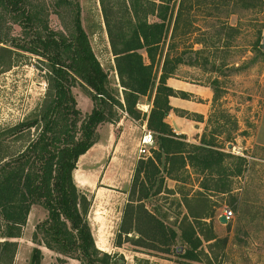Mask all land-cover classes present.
Segmentation results:
<instances>
[{"label": "rangeland", "instance_id": "obj_1", "mask_svg": "<svg viewBox=\"0 0 264 264\" xmlns=\"http://www.w3.org/2000/svg\"><path fill=\"white\" fill-rule=\"evenodd\" d=\"M77 2L81 7L83 28L108 75L109 90L124 104L123 88L99 0H28L26 8L35 15L34 24L38 32H43L47 27L68 37L73 30ZM182 2L184 14L180 29L174 36L172 24L165 53L173 44L177 50L172 56L183 59L184 63L167 85L175 86V91L189 95L188 101L197 104L208 103V100L204 101L208 98L210 110L203 116L174 107L166 123L174 130L172 125L178 116L183 117L185 126L204 118L203 124L192 123L195 129L191 128L189 135L185 136L187 142L198 145L204 135L210 141L215 133L212 140L231 156L218 170L221 174L217 178L220 193L215 192L216 187L210 193L213 219L207 221L208 224L212 223L216 237L226 242L210 250L209 245L214 242L203 241L197 261L185 260L180 256L183 249H188L178 230V223L188 214L181 200L184 196L197 198L199 192H204L201 189L204 177L189 169L190 174H182L180 182H166L170 190L181 194H163L146 202L150 211H154L166 226L178 232V254H158L131 243L116 247L135 170L143 159L138 154V147L143 136L151 132L148 118L155 90L150 98H140L136 108L141 113L139 120L133 119L125 108L112 109L114 121L98 127L97 143L77 164L81 173L97 178L96 184L90 189H78L91 201L88 219L100 249L97 248L115 256L113 264H156L158 259L167 264H264V0H173L172 8L174 6L176 15ZM3 16L0 17V34L6 40V45L1 46L12 51L3 53L12 66L3 73L0 70V156L14 157L21 154L41 133L45 126L43 116L53 93L48 83L47 61L12 48V44H21L27 36L10 16ZM150 21L159 20L153 17ZM230 28L237 31L233 32ZM158 81L159 78L156 83ZM216 94L219 100L214 102ZM73 95L77 102L76 109L83 120L94 108L92 92L79 82L73 89ZM31 124L33 128L28 127ZM151 134L156 142V150L157 136L153 132ZM100 193L105 199L102 204L97 203ZM193 207L196 209L195 203ZM226 211L234 214L225 225L220 223V218ZM99 222L104 224L101 230ZM26 226L20 239L26 233ZM36 226L31 237L33 250L42 248L50 251L33 240ZM130 237L138 238L137 235ZM20 239L1 238L3 242L0 248L6 241L16 243L19 248ZM38 239H41L40 236ZM102 243L104 245L101 247ZM45 253L47 256L43 255L41 264H81L54 252ZM59 258L64 263L59 262ZM30 259L31 256L27 259L23 254L19 264H29Z\"/></svg>", "mask_w": 264, "mask_h": 264}, {"label": "trees", "instance_id": "obj_2", "mask_svg": "<svg viewBox=\"0 0 264 264\" xmlns=\"http://www.w3.org/2000/svg\"><path fill=\"white\" fill-rule=\"evenodd\" d=\"M27 2L0 0V17L10 16L28 37L21 44H12V48L47 61L48 83L53 98L43 116L45 126L37 138L18 156H0L1 238L20 239L32 207L38 205L48 215L36 226L33 237L38 242L36 244L81 264H113L115 256L97 248L88 219L91 201L79 191L74 172L80 158L97 143L98 127L114 121L112 109L125 108L133 119L139 120L141 113L136 108L140 98H150L155 90L148 129L157 136V149L152 158L141 159L137 164L116 247L131 243L158 254H178V232L166 226L154 211L146 207V202L163 194H181L170 190L166 182H180L182 174H190L189 169L204 177L201 183L204 192H199L194 199L182 196L181 202L188 214L178 223V230L188 249H183L180 256L185 260L197 261L203 241L214 242L209 245L210 250L226 242L216 237L212 223L208 224L207 221L213 219L210 193L214 187L217 189L215 192L220 193L217 178L221 174L218 170L231 156L212 140L215 133L212 134V141L204 135L198 145L191 144L166 123L168 115L174 111L170 98L190 99L189 95L167 85L184 63L183 59L172 56L177 50L173 44L165 53L172 24L174 36L180 29L183 2L176 15L174 6L172 8L173 0H99L123 88L124 104L109 90L108 75L83 28L79 3H75L73 30L67 37L47 27L43 32H38L34 24L35 15L27 10ZM153 17L159 21L151 22ZM230 30L237 31L233 28ZM5 42L0 34L2 73L12 66L3 54L12 53L1 46L6 45ZM79 82L91 90L94 103L92 112L83 120L76 109L77 102L73 95V89ZM218 100L216 94L214 102ZM199 120L204 122V118ZM28 127L34 126L31 124ZM39 236L41 239H38ZM17 250L16 243H2L0 264H13ZM42 261V251L35 248L29 264H41ZM58 261L64 263L63 259L59 258Z\"/></svg>", "mask_w": 264, "mask_h": 264}, {"label": "crops", "instance_id": "obj_3", "mask_svg": "<svg viewBox=\"0 0 264 264\" xmlns=\"http://www.w3.org/2000/svg\"><path fill=\"white\" fill-rule=\"evenodd\" d=\"M169 87L174 89V90L176 88L173 85L169 86ZM206 100H208V103L198 102L199 104H197V103H194L193 101H188V100H183L180 98L172 97V98H170V105L172 106V108L175 107V108L184 109L185 111L189 112L190 114L191 113H197V114L204 116L210 110L209 99L205 98L204 101H206ZM168 117H171V113L168 115ZM167 119H166V121H167ZM192 123L193 124H203V122H200V120H197V121L191 122V124H188L187 126H185V123L183 121V117L178 116L174 120L172 126H173L176 134H178V135L182 134L184 136H188L189 132L191 131V128L195 129V127H194L195 125H192ZM182 127H186V128L183 129ZM187 128L189 130H187ZM195 141L198 142L199 140L196 139ZM93 148L91 149V151L93 150ZM74 179H75V182H76L78 187L89 188V189L93 188L95 186L96 180H97V178L94 177L92 174L91 175L83 174L78 169L74 172ZM104 200H105L104 196H102L100 193L99 196H97V203L102 204V203H104ZM47 215H48L47 212L43 208H41L39 206L38 207H35V206L32 207V210H31L30 215L28 217V222H27V226H26V233H24V237L22 239L18 240L19 248H18V253L16 256L15 264H19L20 258L22 257L23 254L27 259L30 258L32 250L34 248L33 247L34 245H33L32 240H31L33 231L35 230V226L37 224H39L40 222L44 221L47 218ZM99 224H100V230L103 229L104 224L101 222H99ZM1 242H3V240H1V238H0V243ZM102 245H104V243L101 244V247H102ZM39 249L43 252V255L46 254L45 252L52 253V252L47 251V250L42 249V248H39ZM102 250H104V249H102ZM45 256H47V255H45ZM155 262H156V264H167L163 261H160V259L156 260Z\"/></svg>", "mask_w": 264, "mask_h": 264}, {"label": "built area", "instance_id": "obj_4", "mask_svg": "<svg viewBox=\"0 0 264 264\" xmlns=\"http://www.w3.org/2000/svg\"><path fill=\"white\" fill-rule=\"evenodd\" d=\"M155 140L151 132H147L142 140L140 141L139 147H138V154L140 158L146 159L150 158L153 155V150H155ZM233 212L232 211H226L224 213V216L226 220L229 222L233 218ZM222 217V216H221Z\"/></svg>", "mask_w": 264, "mask_h": 264}, {"label": "water", "instance_id": "obj_5", "mask_svg": "<svg viewBox=\"0 0 264 264\" xmlns=\"http://www.w3.org/2000/svg\"><path fill=\"white\" fill-rule=\"evenodd\" d=\"M230 148H232V146H230ZM220 223H222V224H227L228 223V221L226 220V218L225 217H221L220 218Z\"/></svg>", "mask_w": 264, "mask_h": 264}]
</instances>
